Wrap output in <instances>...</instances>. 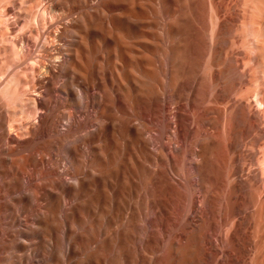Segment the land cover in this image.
<instances>
[{
    "label": "bare ground",
    "instance_id": "obj_1",
    "mask_svg": "<svg viewBox=\"0 0 264 264\" xmlns=\"http://www.w3.org/2000/svg\"><path fill=\"white\" fill-rule=\"evenodd\" d=\"M0 264H264V0H0Z\"/></svg>",
    "mask_w": 264,
    "mask_h": 264
}]
</instances>
